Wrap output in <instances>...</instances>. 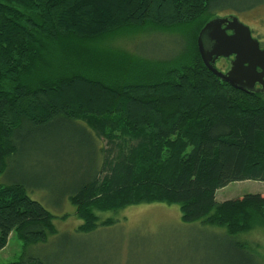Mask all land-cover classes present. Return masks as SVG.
Here are the masks:
<instances>
[{
	"label": "trees",
	"instance_id": "obj_1",
	"mask_svg": "<svg viewBox=\"0 0 264 264\" xmlns=\"http://www.w3.org/2000/svg\"><path fill=\"white\" fill-rule=\"evenodd\" d=\"M216 1L0 0V175L26 135L61 127L89 151L64 196L76 235L114 224L100 213L151 204L228 236L264 228L263 195L215 200L231 183L264 182V96L219 80L197 50ZM154 33L167 35L168 54L104 43ZM55 218L22 183L0 185V251L11 234L23 243L9 264H54L25 250L56 236ZM231 247L244 264H264Z\"/></svg>",
	"mask_w": 264,
	"mask_h": 264
},
{
	"label": "rangeland",
	"instance_id": "obj_2",
	"mask_svg": "<svg viewBox=\"0 0 264 264\" xmlns=\"http://www.w3.org/2000/svg\"><path fill=\"white\" fill-rule=\"evenodd\" d=\"M224 17L237 18L264 48V0H217L209 9L208 21ZM136 35L114 36L104 43L132 55L140 49L157 57L168 54L171 46L167 35L154 33L146 41ZM58 129L26 135V143L0 175V185L22 183L27 196L56 217V236L46 244L26 248L29 256L52 259L54 264H72L76 254L77 264H244L235 255L234 244L257 263H264V228L228 236L221 228L181 223L177 206L137 205L100 213L101 221L112 219L114 224L76 235L80 222L64 196L85 175L89 151L78 143L80 138ZM59 137V142L53 141L54 147L41 146ZM247 194L264 196V182L231 183L215 192V200L224 202ZM65 214L66 220L58 219ZM22 251L23 243L11 234L0 251V264L19 260Z\"/></svg>",
	"mask_w": 264,
	"mask_h": 264
},
{
	"label": "water",
	"instance_id": "obj_3",
	"mask_svg": "<svg viewBox=\"0 0 264 264\" xmlns=\"http://www.w3.org/2000/svg\"><path fill=\"white\" fill-rule=\"evenodd\" d=\"M227 31L232 34L228 36ZM205 37L214 43L210 51L203 45ZM196 46L206 69L234 89L252 92L255 83L264 77V49L259 48L249 28L237 18H215L207 22L198 34ZM230 56H234V60L228 70L225 73L218 71L215 60ZM257 68L261 70L259 73Z\"/></svg>",
	"mask_w": 264,
	"mask_h": 264
},
{
	"label": "flooded vegetation",
	"instance_id": "obj_4",
	"mask_svg": "<svg viewBox=\"0 0 264 264\" xmlns=\"http://www.w3.org/2000/svg\"><path fill=\"white\" fill-rule=\"evenodd\" d=\"M224 18H228V17H224ZM226 34L228 36H230L232 34V32L231 31H227ZM203 45H204L206 50L210 51V50L213 49L214 43L212 41L208 40L205 37L204 41H203ZM259 48L261 50L264 49L260 45H259ZM233 60H234V56H230V57H228L226 59L225 58H219V59L215 60V63H214L215 68L218 71L225 73L228 70V68L231 66V63L233 62ZM256 71L259 73L261 70L259 68H257ZM260 80H261V82H256L255 83V86H254V89L252 90V92H255V93H258V94H261V95L264 96V77H262Z\"/></svg>",
	"mask_w": 264,
	"mask_h": 264
}]
</instances>
